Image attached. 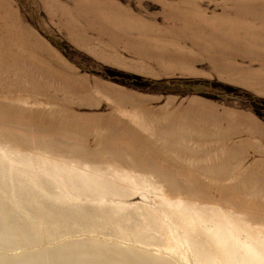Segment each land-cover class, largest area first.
<instances>
[{
    "label": "rangeland",
    "instance_id": "374dc122",
    "mask_svg": "<svg viewBox=\"0 0 264 264\" xmlns=\"http://www.w3.org/2000/svg\"><path fill=\"white\" fill-rule=\"evenodd\" d=\"M0 208L3 264H264V0H0Z\"/></svg>",
    "mask_w": 264,
    "mask_h": 264
},
{
    "label": "bare ground",
    "instance_id": "6f19581e",
    "mask_svg": "<svg viewBox=\"0 0 264 264\" xmlns=\"http://www.w3.org/2000/svg\"><path fill=\"white\" fill-rule=\"evenodd\" d=\"M0 209H2V208H0ZM160 215H162V214H160ZM166 221L168 222L167 219H166ZM40 223H42V222H40ZM158 224L161 227L162 224L159 223V222H158ZM11 227L12 228L10 230L12 231L13 236L15 235L14 236L15 238H13L14 240H18V239H19V241H21V240L22 241L23 240L24 241L25 240H28V236L24 233V231L22 230V228L20 227V225H19V228H18L17 225H13ZM153 227L155 228L156 226H153ZM17 229H20V230L17 231ZM151 230H153L152 226L145 231V236L142 235V234L139 235L141 237V239H143L142 241L140 240L139 243H141L142 245H145V246H149V247L156 246L158 248V245L155 242H152V239L154 240V236L155 235L151 234V232H150ZM170 230H171V234L173 236H177V235H180L181 236V234H180L181 232L180 231H182V229H179V227H176L172 223H170ZM127 234H129V233H127ZM9 237H11V236H9ZM31 237H34V236H31ZM126 237H128V235H126ZM180 238H178V240ZM5 241H6V239H5ZM32 241H35V240L33 239ZM27 243H28V241H27ZM65 243H68V244H65L62 247V251H60L61 253L57 252L58 253L57 260L56 259H53L51 256H49L48 253L36 252V255L33 258L30 257L31 259L30 260L27 259L26 261L25 260L21 261V257L19 258V255H18L17 256V259H15V263H17V264H55V263L64 264V262H68V264H88V261L91 260V258H89L86 255H84L77 247H75L74 243H70V242H65ZM185 243H183V244L181 243L180 244V243L176 242V244L174 243L173 246H170L168 244L164 248H161V247L158 248V249H160V251H158V252H156V251L150 252V251H148L146 249H140V248H139L140 250H137L138 248L137 249H130V248H128L129 250H124V251L118 252L117 256H119V258H122L124 260V263H122V264H173V263L169 262L168 260L169 259H172L173 260V257L174 256H177L178 259L181 260V257L185 254V250L184 251H182L183 249L180 250L179 249L180 248L179 245L182 246V245H185ZM175 250H178V253H176ZM192 250L193 251L191 252V255L188 254V256H187L188 258L186 259L190 264H233V263L229 262L230 259L226 258L224 260V258L220 254H217L216 252H215V254H217V255H215L213 252H211L213 254H209L208 253L207 254V257L201 256L200 252H203L204 253V252H208V251L199 250L198 249V246L196 247V245H195L194 249H192ZM161 251H162V253H161ZM76 254H79V255H76ZM166 256H168V257L166 258ZM58 261H60V262H58ZM10 262H11V260H10ZM0 263L3 264V262H0ZM105 263H106L105 260H102L101 261V264H105ZM97 264H99V263L97 262Z\"/></svg>",
    "mask_w": 264,
    "mask_h": 264
}]
</instances>
